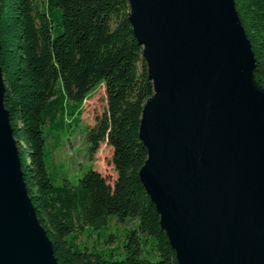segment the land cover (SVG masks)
Here are the masks:
<instances>
[{
	"label": "water",
	"instance_id": "1",
	"mask_svg": "<svg viewBox=\"0 0 264 264\" xmlns=\"http://www.w3.org/2000/svg\"><path fill=\"white\" fill-rule=\"evenodd\" d=\"M153 95L139 180L177 264H264V87L234 0H128ZM0 69V264H58L28 197Z\"/></svg>",
	"mask_w": 264,
	"mask_h": 264
},
{
	"label": "trees",
	"instance_id": "2",
	"mask_svg": "<svg viewBox=\"0 0 264 264\" xmlns=\"http://www.w3.org/2000/svg\"><path fill=\"white\" fill-rule=\"evenodd\" d=\"M234 6L257 63L254 81L264 87V0ZM129 12L128 0H0L3 104L28 197L58 264H177L138 177L147 157L139 123L153 87ZM98 90L105 110L86 130L88 153L108 146L115 179L111 184L97 169L75 183L57 178L46 144L67 117L79 128ZM112 218L136 223L121 258L76 247L74 232Z\"/></svg>",
	"mask_w": 264,
	"mask_h": 264
},
{
	"label": "rangeland",
	"instance_id": "3",
	"mask_svg": "<svg viewBox=\"0 0 264 264\" xmlns=\"http://www.w3.org/2000/svg\"><path fill=\"white\" fill-rule=\"evenodd\" d=\"M102 93V90H98L84 108L79 128L70 125L71 120L67 117L63 126L53 132L51 140L46 144V163L57 178L65 177L75 183L88 170L97 169L111 184L115 179L111 149L101 144L95 153L89 155L86 142V130L94 126L96 117L105 110ZM135 226L133 221L118 222L112 218L102 228L95 230L86 227L81 232H74L72 239L81 250L100 251L104 255L112 253L114 258H121V244L128 230Z\"/></svg>",
	"mask_w": 264,
	"mask_h": 264
}]
</instances>
